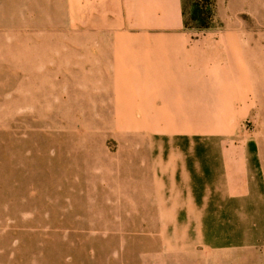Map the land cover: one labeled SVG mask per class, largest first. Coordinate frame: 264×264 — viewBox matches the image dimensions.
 I'll return each instance as SVG.
<instances>
[{
	"label": "rangeland",
	"instance_id": "obj_1",
	"mask_svg": "<svg viewBox=\"0 0 264 264\" xmlns=\"http://www.w3.org/2000/svg\"><path fill=\"white\" fill-rule=\"evenodd\" d=\"M182 5L192 71L150 80L83 0H0V264H264V0Z\"/></svg>",
	"mask_w": 264,
	"mask_h": 264
},
{
	"label": "crops",
	"instance_id": "obj_2",
	"mask_svg": "<svg viewBox=\"0 0 264 264\" xmlns=\"http://www.w3.org/2000/svg\"><path fill=\"white\" fill-rule=\"evenodd\" d=\"M79 2L82 3V0ZM83 4L82 17L86 22L84 20L82 25L91 26L101 34L98 40L99 45L105 46L106 44L107 53L109 54L112 50L114 60L117 61L116 68L125 71L119 75L161 80L170 78L174 74L173 68L178 64L185 65L192 71L189 64L188 46L190 33L184 27L182 0H83ZM91 10L93 11L92 15ZM105 34H107L106 37H104ZM98 51H101L102 54V48L99 47ZM202 67L197 65L199 71H204ZM154 87L168 89L159 83L157 86L154 84ZM214 144L216 143H212L213 148ZM208 146L210 145L208 144ZM212 153L214 163L210 184L217 196L216 201L214 200L217 204V208H215L232 211V208L229 209L227 206L231 202L239 204L242 200L234 199L231 202L228 200L230 187L225 175L224 156L219 149H212ZM254 155L253 153L250 158V167L252 171H257ZM187 165L188 167L182 160L179 169L185 170L191 167L197 171L200 167L196 160H192L191 165L188 160ZM195 181L199 183L196 179ZM252 187L255 190L259 189L256 182ZM243 194L239 193L236 196L241 197ZM256 194L258 196H255L256 198H253L252 201L244 200L246 206H251L250 209L257 208L259 205L264 208V204L260 201V193ZM187 202L196 207L197 202H194L192 198H189ZM238 210L240 209L238 208ZM201 217L203 216L201 215ZM204 222L206 221L204 220ZM200 223L202 222L198 220L195 225Z\"/></svg>",
	"mask_w": 264,
	"mask_h": 264
},
{
	"label": "trees",
	"instance_id": "obj_3",
	"mask_svg": "<svg viewBox=\"0 0 264 264\" xmlns=\"http://www.w3.org/2000/svg\"><path fill=\"white\" fill-rule=\"evenodd\" d=\"M182 15H183V11H182ZM184 22V21H183ZM184 27H185V22H184Z\"/></svg>",
	"mask_w": 264,
	"mask_h": 264
}]
</instances>
